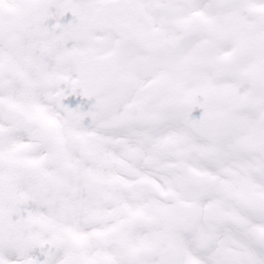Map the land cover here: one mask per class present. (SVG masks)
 <instances>
[{
  "label": "snow or ice",
  "instance_id": "1",
  "mask_svg": "<svg viewBox=\"0 0 264 264\" xmlns=\"http://www.w3.org/2000/svg\"><path fill=\"white\" fill-rule=\"evenodd\" d=\"M0 264H264V0H0Z\"/></svg>",
  "mask_w": 264,
  "mask_h": 264
}]
</instances>
